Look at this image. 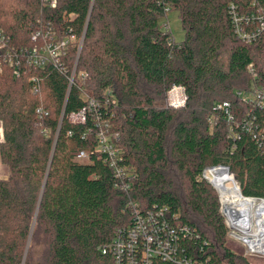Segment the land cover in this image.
I'll list each match as a JSON object with an SVG mask.
<instances>
[{
  "label": "trees",
  "instance_id": "16d2710c",
  "mask_svg": "<svg viewBox=\"0 0 264 264\" xmlns=\"http://www.w3.org/2000/svg\"><path fill=\"white\" fill-rule=\"evenodd\" d=\"M231 1L57 0L52 7L0 0V27L13 46L32 45L45 26L83 36L61 67H24L17 75L6 65L0 72V160L8 168L0 178V264H116L103 249L134 224V204L142 212L166 208L168 225L191 228L192 236L178 237L182 256L184 249L202 264H251L227 245L219 194L203 176L228 166L244 196L264 198V148L242 128L253 120L264 135V103L243 97L264 89V35L247 42L234 34ZM237 1L264 11V0ZM169 10L179 13L180 42L159 26ZM174 84L185 88V106L158 105ZM88 98L119 134L121 162L136 174L127 189L117 187L97 150L92 116L70 120ZM223 102L229 113L218 108ZM82 151L89 157L79 159Z\"/></svg>",
  "mask_w": 264,
  "mask_h": 264
},
{
  "label": "built area",
  "instance_id": "2783aa9c",
  "mask_svg": "<svg viewBox=\"0 0 264 264\" xmlns=\"http://www.w3.org/2000/svg\"><path fill=\"white\" fill-rule=\"evenodd\" d=\"M45 4L56 6L57 0H44ZM252 5H255L253 2ZM229 12L233 25L234 34L247 42L257 39L264 35V11L255 8H245L243 4L237 0H232L229 3ZM254 7V6H253ZM33 44L30 46H13L9 42L8 36L0 27V72L4 66L9 65L13 67L15 74H20L24 67L41 68L52 63L57 66H62L61 59L65 56L68 48L77 43L78 50L83 44V36L78 37L72 29H68L65 34H55L49 26L37 29L32 34ZM75 74V67L70 78L73 81ZM35 86L34 92L39 90L38 79L34 78ZM238 95H243L238 92ZM244 98L254 99L258 104L264 103V89L259 88L254 90L249 95H243ZM187 101L185 88L181 85H172L168 91V105L173 108L184 107ZM99 102L93 98H88L87 104L78 112L70 114L72 122L85 123L88 116H92V120L99 127L98 132V147L97 150L105 154V159L111 167L115 177L117 178V187L120 189H127L130 186V181L136 178L135 172L132 168L121 162V151L116 145L119 140L118 133H110L106 128L108 121L104 122L100 119L98 112ZM230 104L223 102L218 105V108H224L229 113ZM38 112H42L39 108ZM228 121L232 122L233 117L228 115ZM242 128L247 132H251L253 138L258 145L264 148V135L261 130H257L253 120L242 123ZM0 139H4L3 125L0 121ZM77 157L79 159H86L89 153L80 152ZM211 171H207L203 176L209 179ZM230 174V171H229ZM234 178V177H233ZM235 180V179H234ZM211 181V180H210ZM243 195V194H242ZM244 196V195H243ZM247 199L253 200L254 210L264 217V198L244 196ZM134 212L132 226L127 227L124 231H120L117 238L109 248H104L105 253L108 249L114 252L116 264H150L149 257L151 254L160 255L163 259L174 260L176 264H202L203 262L196 257L189 255L184 249L181 251L184 256L180 254V247L178 244V237L180 234L191 235L192 230L188 225L170 226L167 224L163 214L166 211L142 210L133 205ZM162 215V216H161ZM233 221L229 217L227 222L230 232L229 235L245 244L248 251L264 256V233H256L258 229L257 219L254 220L252 227H247L239 222L241 219L235 217ZM141 245V254L139 256V246Z\"/></svg>",
  "mask_w": 264,
  "mask_h": 264
},
{
  "label": "bare ground",
  "instance_id": "6f19581e",
  "mask_svg": "<svg viewBox=\"0 0 264 264\" xmlns=\"http://www.w3.org/2000/svg\"><path fill=\"white\" fill-rule=\"evenodd\" d=\"M213 171L212 174L209 175V179L215 187L221 191L222 202L227 209L229 217H231L233 221H236L237 219L233 217L237 214V216H239L238 218L241 219L239 222H242L243 225L247 227H252L254 220L257 219L259 230L255 232L264 233V217L254 210L253 200L242 196L232 175V177H228L229 179H225L220 176L222 174L219 171H216L220 175L217 174L218 176L215 178ZM231 211H233L232 214Z\"/></svg>",
  "mask_w": 264,
  "mask_h": 264
},
{
  "label": "rangeland",
  "instance_id": "374dc122",
  "mask_svg": "<svg viewBox=\"0 0 264 264\" xmlns=\"http://www.w3.org/2000/svg\"><path fill=\"white\" fill-rule=\"evenodd\" d=\"M159 26L161 28H163V29H169L171 31V33H172L173 39L176 42L182 41L184 39V37H185V31H184V29L182 27V23H181V20H180V17H179V13L176 10L167 11L166 15L160 18ZM247 95H249V94H247ZM157 103L160 106L161 105L162 106H169L168 105V95H167V97L165 99H158ZM106 128L109 129V130L111 129V123L110 122H108V125L106 126ZM110 133H113V132H110ZM3 140L4 139H2V140L0 139V143ZM7 174H8V168L0 160V178H6ZM213 174H214L215 178H216V176L220 175V174L217 175V173L214 172V171H213ZM229 176L232 177L231 174H229L228 177ZM228 177H222V178L229 179ZM216 190H217V192L219 194V197H220V192L221 191L218 188ZM220 202H221V209H222L223 202L221 201V198H220ZM130 209L132 210L131 213H133L134 212L133 211L134 207L132 206ZM132 218H133V215H132ZM226 222L230 223L228 218H226ZM227 245L232 250L245 255L247 257V259L250 261L251 264H264V256L263 255L248 251V248H247V246L245 244H243L239 240L235 239L231 235H228V237H227ZM39 250H41V249L39 248Z\"/></svg>",
  "mask_w": 264,
  "mask_h": 264
},
{
  "label": "water",
  "instance_id": "95a60500",
  "mask_svg": "<svg viewBox=\"0 0 264 264\" xmlns=\"http://www.w3.org/2000/svg\"><path fill=\"white\" fill-rule=\"evenodd\" d=\"M216 168H221V169H224L228 174H229V167L228 166H223V165H219V166H214V167H210V168H207L206 170H205V173L207 172V171H211L212 172V170H214V169H216ZM209 182H211L210 180H209ZM212 183V182H211ZM213 184V183H212ZM214 185V184H213ZM214 187H215V185H214ZM216 188V187H215ZM239 188V187H238ZM217 189V188H216ZM239 190H240V188H239ZM220 192V191H219ZM240 193H241V190H240ZM242 194V193H241ZM243 196V195H242ZM244 197V196H243ZM220 198H221V201H222V196H221V192H220ZM245 198V197H244ZM221 212H222V214L225 216V218H228L229 219V214H228V212H227V209H226V207L224 206V204H223V207H222V209H221ZM232 212L233 211H231V214H232ZM235 217H239V216H237V214L235 215ZM235 217H233V218H235Z\"/></svg>",
  "mask_w": 264,
  "mask_h": 264
}]
</instances>
